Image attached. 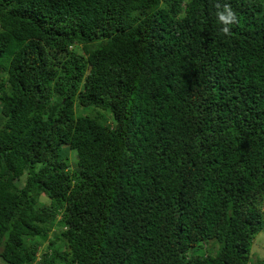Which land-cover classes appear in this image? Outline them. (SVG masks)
<instances>
[{"label":"trees","instance_id":"trees-1","mask_svg":"<svg viewBox=\"0 0 264 264\" xmlns=\"http://www.w3.org/2000/svg\"><path fill=\"white\" fill-rule=\"evenodd\" d=\"M262 229L264 0H0L5 263L264 264Z\"/></svg>","mask_w":264,"mask_h":264},{"label":"rangeland","instance_id":"rangeland-1","mask_svg":"<svg viewBox=\"0 0 264 264\" xmlns=\"http://www.w3.org/2000/svg\"><path fill=\"white\" fill-rule=\"evenodd\" d=\"M80 108H78L79 110ZM85 112H89L90 109L89 108H86L84 109ZM64 147H66L64 145ZM71 166L73 167V163H71ZM50 201V199L45 196V195H42L38 198V203H42V204H47L48 202ZM64 229L63 227L62 228H59V226H56L55 227V231L57 232L58 230H62ZM53 239V233L52 232H49L46 236H45V239H44V243H43V247L45 246V244L48 243L49 240ZM203 248L200 249L199 252H203ZM251 257L253 259H256V258H264V229L260 230L259 232H257V234L255 235L254 239H253V242L251 244ZM0 264H7L5 263L1 258H0Z\"/></svg>","mask_w":264,"mask_h":264},{"label":"clouds","instance_id":"clouds-1","mask_svg":"<svg viewBox=\"0 0 264 264\" xmlns=\"http://www.w3.org/2000/svg\"><path fill=\"white\" fill-rule=\"evenodd\" d=\"M220 16H221V19H224V20L225 19L231 20L234 18V15L231 12H229L228 17H225L222 13L220 14ZM224 31L227 32L228 31L227 28H225Z\"/></svg>","mask_w":264,"mask_h":264}]
</instances>
